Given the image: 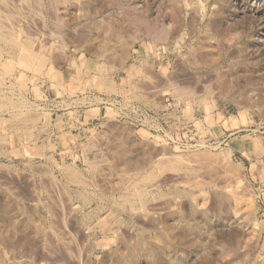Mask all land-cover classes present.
<instances>
[{
	"label": "rangeland",
	"instance_id": "obj_1",
	"mask_svg": "<svg viewBox=\"0 0 264 264\" xmlns=\"http://www.w3.org/2000/svg\"><path fill=\"white\" fill-rule=\"evenodd\" d=\"M127 1H130L128 3L131 6L132 4L134 7L137 6L136 8L142 6L141 0ZM193 1L196 5H202L201 0ZM40 2V0L37 2L36 0H0L1 11L6 10L5 13L9 12V16L12 17L11 26L14 25L10 27L13 28L12 32L16 33L18 42L26 40L28 13L34 14L36 26L41 30ZM51 2L58 11L57 15L66 19V25L61 31L71 33L72 36H77L81 31L89 32L92 22L106 15L114 19L121 28L123 27V35L126 33L130 36L134 30V27L132 25L130 27L125 20L122 11L111 5L108 0H91L92 8L98 6L99 9L96 10H100V16L98 14L97 17L84 15L71 0H51ZM147 3H149L148 12L152 14L150 16L158 15L159 12L163 15L164 10L167 12L170 10L168 12L170 15L164 17L165 19L162 18L166 26L174 25L173 19L176 15L185 18L181 31L183 40L182 43H155L154 41L153 43L150 38L141 37L135 43H128L130 59L128 58L125 62L124 67H120L114 73V69L109 71L110 74L108 73V75L114 74L118 88L126 87V95L130 98L126 106L122 105V100L128 97L119 92L101 91V83L94 77L93 72L94 64L98 62L106 64L114 57L118 58L119 49L123 43H106L108 45L106 47L110 49H103V56L96 54L99 43H50L52 44L51 55L60 52L61 44L67 46L69 53L75 55L74 61H60V64L55 65L56 69L53 72L60 76L57 77L58 81L66 79L65 82L70 84L71 78L77 74L78 79H81L80 84L85 85L89 76L92 77L90 85H85L86 89L69 88L67 90H63L55 78L47 76V69L41 72L32 71L18 63L16 59H21L17 58L18 47L12 46L8 49L4 43H0L1 48L5 47L8 51H12V54L14 53V58L8 53L0 57V68L8 72V75H4L3 81L0 82V97L7 95L6 97L14 100V104L10 107L5 106L8 109H4V113L0 115V228L14 227L18 232L16 236L21 233L20 236L24 237L26 264H264V0H204L203 5L209 6L206 14L207 21L194 23L195 25L189 22L192 10L184 5L183 0H153V2L147 0ZM69 18H72L71 21ZM85 23L89 26L87 27ZM38 28L36 29L39 31ZM37 30H35L36 36L41 40ZM129 36L127 39L131 38ZM210 37H214V40ZM142 41L146 43H141ZM41 45V43H34L32 47L33 51L40 52L38 54L42 57L44 49ZM136 57L137 60L147 62L142 66L144 71L141 70L138 73L134 71L136 74L132 71L136 82L133 80L129 85V82H126L129 73L127 71ZM32 66L36 67L38 63L34 62ZM76 68L81 70L76 71ZM144 72L152 75L149 78ZM147 77L150 82L152 80V84H149ZM161 82L162 87L159 85ZM133 83H137L138 90L131 88ZM180 83L184 86L190 84L193 95L188 94V98L191 95L202 103L191 104L193 102L188 103L187 100L186 102L178 99V90L180 88L183 90L184 87ZM129 88L131 92H138L140 88L141 91L137 93L140 94H136L137 96L134 94V99L133 94L128 91ZM227 89L230 90L227 91ZM66 95L69 98L78 99V103L84 106L86 120L84 119L82 125L70 123L67 128L56 127V122L52 120L55 118V111L52 113L45 111L49 103H55L58 98ZM20 98L24 99L23 103L19 102ZM98 98H101V101ZM154 98L157 101L162 99L163 103L157 104ZM146 100L148 104L145 105L142 102ZM73 101L65 102V104L55 103V105L66 108L65 106L73 104ZM28 104L32 109L26 112V114L32 113V116L29 115L30 119L26 120V115L21 112L19 113L25 116L23 120L8 118V114L12 115V111L26 109ZM19 122L20 126L10 127ZM30 122L34 126H31ZM26 123L30 125L27 126ZM4 134L7 135L4 136ZM232 141H235L236 145H233ZM114 148L117 151L124 150L123 152L127 153L126 157H137L143 162L145 159L144 164L148 162L146 156L149 151L153 153L152 157L157 156L154 159L162 158L167 161L165 162L168 165L167 170L161 171L157 168L156 180L150 182V185L149 182L147 183L150 195L146 205L150 209L145 210L143 206H140L137 197H135V205L138 207L136 211L132 210L131 201L121 204L119 194H123L127 188L135 192L138 187L129 176H122V178L127 177L126 181L121 178L120 164L117 168L112 165L110 160L113 159L111 152ZM202 152L212 154V157L215 154L216 158H213L216 162L212 160V167L209 161L199 157ZM176 156L177 159L179 157L181 160L186 159L185 162L176 161ZM48 157L50 160L53 159L52 163ZM169 160L171 162H168ZM172 160L175 164L177 163L173 166L176 170H169L172 168L169 166V163H173ZM53 162L56 164L53 165ZM207 163L211 169L206 166ZM227 163L233 165L230 172H227L228 175L232 172V179L235 177L234 182L232 181L233 185L237 187L239 193L241 190L244 191L241 192L244 196L239 199L234 198L230 193L231 190H227L228 187L223 185V183L226 185L224 177L227 176L225 172ZM57 164L59 166L72 164L90 184L91 181L97 183L98 187L87 185V188H91V191L104 197L105 206L109 209L99 212L96 205L91 203L82 210L73 196V191L82 185L66 181ZM219 165L221 168L218 167ZM214 170L215 172H212ZM120 179L122 183L113 189L111 184L119 182ZM173 191L175 194L172 193ZM176 191L178 195L180 193V196ZM188 192L192 193L190 197L185 196ZM219 193L224 196H220ZM114 201L117 202L114 203ZM110 207L117 210V213H112ZM83 212L89 214L83 216ZM85 218L89 219V222ZM22 228L26 230H22L24 234L21 231ZM118 238L119 241H117ZM138 240L140 244L144 243L143 246L137 245ZM28 254L31 256L29 257Z\"/></svg>",
	"mask_w": 264,
	"mask_h": 264
},
{
	"label": "bare ground",
	"instance_id": "obj_2",
	"mask_svg": "<svg viewBox=\"0 0 264 264\" xmlns=\"http://www.w3.org/2000/svg\"><path fill=\"white\" fill-rule=\"evenodd\" d=\"M41 2V7L39 8V13H40V16H41V18H42V20H41V23H42V26H41V30H40V28H38L37 26H36V23H35V21H34V17H33V15L34 14H32V13H28V16H27V18H26V24H27V27H28V29L26 28V40H24L23 38V40H21L20 42H18L17 41V38H16V33L14 34V32H12L13 30V28L11 29V27L14 25H12L11 26V24H12V21H11V19H12V17H11V15L9 16V12L8 13H5V11L6 10H4V11H1L2 9L0 8V43H4V46L6 47V48H8V47H12V46H16V47H18V49H19V54H18V57L17 58H21V59H16V60H18V63H20V64H22L23 65V67L24 66H26L27 68H29V69H32V71L33 70H37V71H39V72H41L42 70H44V69H47V76H50V77H53V78H55L54 80L58 83V85L64 90V89H69V88H71V89H83V88H87L85 85L86 84H88V86L90 85L89 83H90V79L92 78V77H90L89 76V79H87V81H85L86 83H85V85H81L80 83H81V79H78V75L76 74L75 75V77L73 78H71V80L69 81V83L70 84H67L66 82H65V80L66 79H63V80H60V81H58V79H57V77H60V76H58L57 74H55L54 72H53V70H55L56 68H55V65L56 64H60V61H70V62H72V61H74V57H75V55H73L72 53H69V51L67 50V46H65L64 44H61L60 45V52H58V54H56V55H54V53L51 55V47H52V44H50V43H72V44H75V43H99V45H97V47H96V54L98 55V56H103V54H102V51H103V49H110V48H108V47H106V45L108 44V43H123V44H127V45H123L122 44V46H121V49H119L120 51H119V55L120 56H118V58L116 57H114V59H111V61L109 60L108 62L109 63H106V64H108L107 66H106V64L104 63V62H98V64H94V67H93V62L91 63V65H92V67L94 68V73H95V78L97 79V81H100V83H101V85H100V87L102 88V90L101 89H98V90H101V91H107V92H119V93H121L122 95L123 94H125L126 95V87H121V88H118L117 86H116V82H115V78H114V72L116 71V70H118L120 67H124V65H125V62L128 60V58H129V55H130V53H129V55H128V46H130V44L131 43H135L136 41H138V40H140V38L142 37V38H150V40H152V42L154 41L155 43H182V34H181V31H182V27H183V25H184V22H185V18L184 17H182V16H180V15H176V16H174V19H173V22H174V25H170L169 24V26H166L165 25V23H164V17H166V16H169L170 15V13H168L170 10L168 9V7H167V9L169 10L168 12L167 11H163V15H161V14H159L158 13V15H153V16H150V15H152V14H150L149 12H148V4L149 3H147V0H141L142 2H140V3H142V6H140L141 8H136L137 6H133V4H132V6H131V4L130 3H128V2H130V1H127V0H108V2L111 4V5H113V6H115V7H117L120 11H122L121 13L124 15V17H125V20H127L128 21V23L130 24V27H131V25L134 27V30H132L133 32L131 33V32H129V33H131L130 34V36H131V38L130 39H127V37L129 36V35H127L126 33H125V35H123L122 34V32H124V31H122L123 30V27L121 28L120 27V25H118L117 24V22L114 20V19H112L109 15H106V16H103L102 18H100V20H95L94 22H92V27H91V30L88 32V30H86V32L87 33H83L84 31H81V33L80 34H78L77 36H72V34L71 33H65V32H63V31H61L62 29H63V27L66 25L65 23V17L62 19L61 17H59L58 15H57V13L56 12H58V11H56V9H55V7H53L52 6V2H51V0H40ZM56 1V0H55ZM72 1V3L74 2V4L77 6V8L78 9H80L82 12H83V14L84 15H89V16H91V17H97L98 16V14H99V16H100V13H99V11L98 10H96V9H99L98 8V6H95V8H92V4H90V3H92L91 2V0H71ZM127 1V2H126ZM152 2H153V0H151ZM155 1V0H154ZM171 1V0H170ZM198 1H200V0H198ZM202 1V3L200 2V4H202V5H196L195 4V1H193V0H183V2H184V5L186 6V7H189V9H191L192 11H191V14H190V21L189 22H193V24L194 23H200V22H202V21H205L206 20V14H207V8L209 7H207L205 4L203 5V1L204 0H201ZM30 2V1H29ZM36 2H37V0H36ZM62 2V1H61ZM106 2V1H105ZM138 2V1H137ZM150 2V1H149ZM34 3V2H33ZM66 3V2H65ZM69 3V2H68ZM140 3H137V4H140ZM205 3V2H204ZM54 4V3H53ZM56 4H57V2H56ZM55 4V5H56ZM136 4V3H135ZM159 4H161V3H159ZM208 4V3H207ZM4 5H6V4H4ZM17 5V4H16ZM29 5H31V3L29 4ZM28 5V6H29ZM39 5V6H40ZM108 6V4H105V6ZM157 5H158V3H157ZM156 5V6H157ZM168 5V4H167ZM167 5H165V6H167ZM1 6V5H0ZM36 6V5H35ZM58 6V5H57ZM73 6V5H72ZM94 6V5H93ZM105 6H103V7H105ZM144 6V7H143ZM32 7V6H31ZM109 7H111L110 5H109ZM215 7V6H214ZM3 8V7H2ZM33 8H34V6H33ZM69 8V7H68ZM72 8V7H71ZM106 8V7H105ZM104 8V9H105ZM108 8V7H107ZM155 8V7H154ZM175 8V7H174ZM258 8V7H257ZM66 9H67V7H66ZM102 9V8H101ZM117 9V10H118ZM165 9V8H164ZM166 9V10H167ZM176 9V8H175ZM180 9V8H179ZM33 10V9H32ZM32 10H30V11H32ZM71 10H73V9H71ZM157 10H159V9H157ZM178 10V9H177ZM215 10V9H214ZM150 11V10H149ZM208 11H209V9H208ZM162 12V11H161ZM184 12V11H183ZM36 13V12H35ZM65 13V12H64ZM11 14V13H10ZM109 14V13H108ZM113 14V13H112ZM210 14V13H209ZM213 14H214V12H213ZM39 15V14H38ZM68 16H69V14H67ZM71 15V14H70ZM114 15V14H113ZM188 15H189V12H188ZM13 16V15H12ZM60 16H62V15H60ZM64 16V15H63ZM161 16V17H160ZM163 16V17H162ZM14 17V16H13ZM84 17V16H83ZM87 17V16H86ZM90 17V18H91ZM119 17H120V15H119ZM16 18V17H15ZM14 18V19H15ZM89 18V19H90ZM117 18V17H116ZM162 18H164L163 20H162ZM70 19V18H69ZM72 19V18H71ZM71 19H70V21H71ZM94 19V18H93ZM96 19V18H95ZM172 19V18H171ZM209 19V18H208ZM167 20V19H166ZM39 21V20H38ZM170 22H171V20H169ZM207 21V20H206ZM78 22V21H77ZM83 23V22H82ZM90 23V22H89ZM88 23V24H89ZM188 23V22H187ZM207 23V22H206ZM212 23V22H211ZM86 24V23H85ZM213 24H215V22L213 23ZM18 25V24H17ZM87 25V24H86ZM195 25V24H194ZM11 26V27H10ZM36 26V27H35ZM89 25H87V27H88ZM207 26V25H206ZM15 27V26H14ZM191 27H192V25H191ZM7 28H10V30H7ZM36 28H38L39 29V31L36 29ZM187 28H188V26H187ZM215 28V27H214ZM125 29V28H124ZM32 32H31V31ZM35 30H37V32L38 33H40V35H41V40H39L38 39V37L36 36V31ZM74 30V29H73ZM192 30V29H191ZM6 31V32H5ZM7 31H9V32H7ZM21 31V30H20ZM34 31V32H33ZM193 31V30H192ZM16 32V31H15ZM127 32V33H128ZM190 32V31H189ZM211 32V31H210ZM128 33V34H129ZM73 34H75V33H73ZM195 34V33H194ZM210 34V33H209ZM190 35V34H189ZM192 35V34H191ZM129 36V37H130ZM201 36V35H200ZM144 38V39H145ZM184 38H186L185 36H184ZM197 38H199V37H197ZM203 38V37H202ZM211 38V37H210ZM214 38V37H213ZM213 38H211L212 40H214ZM91 39V41H89ZM20 40V39H19ZM141 40H143V39H141ZM185 40V39H184ZM187 40V39H186ZM200 41V40H199ZM208 41H210V40H208ZM153 42V43H154ZM202 42V41H201ZM34 43H41L42 45H41V47H42V49H44V55L41 57L38 53H40V52H38V53H36L35 51H33V45H34ZM44 43V44H43ZM107 43V44H106ZM128 43H130L129 45H128ZM141 43H146L145 41H142ZM183 43H185V41L183 42ZM196 43V42H195ZM202 43H205V42H202ZM16 44V45H15ZM189 44V43H188ZM56 45V44H55ZM67 45V44H66ZM77 45V44H76ZM118 45V44H117ZM121 45V44H120ZM144 45V44H143ZM3 46V47H4ZM72 46V45H71ZM75 46V45H74ZM108 46V45H107ZM115 46V45H114ZM123 46H125L124 48H123ZM133 46V45H132ZM1 47H2V45H1ZM0 47V57H2L3 56V54L5 53V55H6V53H8V55L10 54L13 58H14V53L12 54V51H8V49H5V47L4 48H1ZM116 47V49H118L117 48V46H115ZM197 47V46H196ZM75 48H77V47H75ZM120 48V47H119ZM122 48L124 49V50H122ZM221 48V47H220ZM223 48V47H222ZM17 49V50H18ZM114 49V48H113ZM216 49H217V47H216ZM224 49V48H223ZM76 50H78V48L76 49ZM76 50H74V51H76ZM221 51V50H220ZM71 52V51H70ZM112 52V51H111ZM224 52V51H223ZM17 53H18V51H17ZM55 53H57L56 51H55ZM73 53H76V52H73ZM185 53V52H184ZM218 53V52H217ZM89 54V53H88ZM114 54V53H113ZM150 54V53H149ZM187 54H189V53H187ZM193 54V53H192ZM7 55V56H8ZM9 55V56H10ZM87 56V55H86ZM188 56V55H187ZM217 56V55H216ZM97 57V56H96ZM146 57V56H145ZM218 57V56H217ZM106 59V58H105ZM130 59V58H129ZM187 59V58H186ZM1 60V59H0ZM147 60V59H146ZM156 60V59H155ZM188 60V59H187ZM105 61V60H104ZM190 61V60H189ZM34 62H36V63H38V66H36V67H33L32 66V64L34 63ZM78 62V61H77ZM147 61H140V60H137V57L135 58V59H133L132 60V62L130 63V66L128 67V71L127 72H129L128 73V76H127V78H126V82L128 83L129 82V85L133 82V80H134V76L135 75H133L132 74V71L134 72V71H136V73H138V72H140L141 70H143L144 69V67L142 68V66H144L145 65V63H146ZM196 62V61H195ZM170 63V62H169ZM192 63H194V62H192ZM62 64V63H61ZM65 64V63H64ZM75 64V63H74ZM110 64V65H109ZM173 65V64H172ZM178 65V64H177ZM194 65H197V64H195L194 63ZM61 66V65H60ZM127 66V65H126ZM58 67H59V65H58ZM150 68V67H149ZM152 68V67H151ZM155 68V67H154ZM175 68V67H174ZM1 69V68H0ZM73 69V68H72ZM114 69V70H113ZM125 69H126V67H125ZM145 69H147V67H145ZM153 69V68H152ZM76 71H79V70H81L80 68H76L75 69ZM111 70H113V73L111 74V75H108V73H109V71H111ZM177 70V69H176ZM28 71V70H27ZM144 71V70H143ZM146 71V70H145ZM172 71V70H171ZM178 71H180L181 72V70H178ZM225 71V70H224ZM229 71H230V69H229ZM57 72V71H56ZM59 72V71H58ZM73 72V71H72ZM123 72V71H122ZM149 72V71H148ZM148 72H144V73H146V74H148ZM153 72V71H152ZM135 73V72H134ZM135 73V74H136ZM171 73V72H170ZM175 73H177V71L175 72ZM179 73V72H178ZM183 73H185V72H183ZM216 73V72H215ZM8 75V72H6L3 68L0 70V82H2L3 81V77H4V75ZM88 74V73H87ZM110 74V73H109ZM116 74V73H115ZM145 74V75H146ZM166 74V73H165ZM218 75H219V73H217ZM224 74V73H223ZM73 75V74H72ZM152 75V74H151ZM150 74H148V77L150 78V76H151ZM156 75V74H155ZM159 75V74H158ZM167 75V74H166ZM217 75V76H218ZM220 75H222V74H220ZM219 75V76H220ZM231 75V74H230ZM235 75V74H234ZM81 76V75H80ZM80 76H79V78H80ZM159 76H161V74L159 75ZM158 76V77H159ZM168 76V75H167ZM170 76H171V74H170ZM183 76V75H182ZM185 76V75H184ZM188 76V75H187ZM223 76V75H222ZM232 76H233V74H232ZM9 77V76H8ZM7 77V78H8ZM88 77V76H87ZM118 77V76H117ZM147 77V78H148ZM169 77V76H168ZM180 77V76H179ZM189 77V76H188ZM228 77V76H227ZM231 77V76H230ZM143 78V77H142ZM148 78V79H149ZM155 79H156V77H154ZM153 78V79H154ZM165 78V77H164ZM175 78V77H174ZM181 78V77H180ZM222 78V77H221ZM99 79V80H98ZM170 79H172L171 77H170ZM177 79H178V76H177ZM182 79V78H181ZM44 80V79H43ZM120 80V79H119ZM176 80V79H175ZM174 80V81H175ZM186 80V79H185ZM184 80V81H185ZM228 80V79H227ZM227 80H226V82H227ZM124 81V80H123ZM135 81V80H134ZM138 81V80H137ZM144 81V80H143ZM156 81V80H155ZM172 81H173V79H172ZM176 81H178V80H176ZM179 81H180V79H179ZM220 81V80H219ZM222 81H224V80H222ZM24 82V81H23ZM55 82V83H56ZM65 82V83H64ZM136 82V81H135ZM149 82H150V79H149ZM151 82H152V80H151ZM149 83V84H152V83ZM169 82V81H168ZM51 83V82H50ZM147 83V82H146ZM156 83V82H155ZM155 83H153V84H155ZM170 83H171V81H170ZM190 83V82H189ZM188 83V84H189ZM218 83V82H217ZM225 83V82H224ZM54 84V83H53ZM93 84V83H92ZM120 84V83H119ZM124 84H125V81H124ZM134 84V85H133ZM132 84V87L131 88H134V90H136L137 89V83L135 84V83H133ZM148 84V83H147ZM178 84V83H177ZM181 85H182V83H180ZM184 84H186V83H184ZM226 84H228V83H226ZM225 84V85H226ZM129 85H127V86H129ZM160 86L162 85V82H161V84H159ZM219 85V84H218ZM221 85V84H220ZM219 85V86H220ZM223 85V84H222ZM53 86H55V85H53ZM134 86V87H133ZM147 86V85H146ZM168 86V85H167ZM173 86V85H172ZM182 86H184V85H182ZM218 86V87H219ZM224 86V85H223ZM57 87V86H56ZM149 87V86H148ZM162 87V86H161ZM170 87V86H169ZM174 87H178V86H174ZM210 87V86H209ZM226 87V86H225ZM228 87V86H227ZM230 87V86H229ZM228 87V88H229ZM9 88V87H8ZM52 88V87H51ZM90 88V87H89ZM92 88V87H91ZM97 88V87H96ZM141 88V87H140ZM139 88V91H141V89ZM155 88V87H154ZM164 88V87H163ZM168 88V87H167ZM207 88H208V86H207ZM10 89H12V88H10ZM54 89H56L55 87H54ZM53 89V90H54ZM58 89V88H57ZM56 89V90H57ZM144 89V88H143ZM148 89H150V88H148ZM176 89H178V88H176ZM192 89V87L190 86V84H189V86H184L183 87V90H181V88L178 90V99L180 98V100L181 99H183V100H187L188 101V103H190V102H193V103H191V104H195V103H202V101L201 100H196V99H194V98H192L191 97V95H190V97H191V99H190V97L188 98V94H192L193 93V91L191 90ZM210 89V88H209ZM211 89H212V87H211ZM215 89H217V88H215ZM60 90V89H59ZM89 90V89H88ZM131 89L129 88L128 89V91H130ZM138 90V89H137ZM151 90H153V89H151ZM157 90V89H156ZM174 90H175V88H174ZM208 90V89H207ZM223 90V89H222ZM226 90V89H225ZM224 90V91H225ZM230 90V89H229ZM228 89H227V91H229ZM62 91V90H61ZM82 91V90H81ZM138 91V92H139ZM155 91V90H154ZM173 91V90H172ZM0 92H1V90H0ZM131 92V91H130ZM134 91H132L130 94H133L132 96H133V98L135 99V95L138 93V92H134ZM151 92V91H150ZM159 92V91H158ZM218 92V91H217ZM226 92V91H225ZM224 92V93H225ZM75 93H76V91H75ZM143 92H141V94H142ZM147 93V92H146ZM145 93V94H146ZM213 93V92H212ZM228 93V92H227ZM2 95H4L3 93H1ZM115 94V93H114ZM135 94V95H134ZM140 94V93H139ZM139 94H137V95H139ZM147 94H149V93H147ZM147 94H146V96H147ZM151 94V93H150ZM159 94V93H158ZM19 95V94H18ZM88 95V94H87ZM92 95V94H91ZM118 95V94H117ZM117 95H115V96H117ZM124 95V96H125ZM136 95V96H137ZM167 95V94H166ZM193 95V94H192ZM7 96V95H6ZM6 96H1L0 97V115L2 114V113H4V109L6 110V109H8V108H5V106L7 107V106H12L13 104H14V100H11L10 98H8V97H6ZM94 96V95H93ZM130 96V95H129ZM142 96H143V94H142ZM142 96H141V98H142ZM145 96V97H146ZM149 96V95H148ZM156 96V95H155ZM161 96V95H160ZM159 96V97H160ZM185 96H187L186 98H184ZM72 97V96H71ZM126 97H128V95H126ZM140 97V96H139ZM144 97V98H145ZM177 97V96H176ZM23 98V97H22ZM22 98H20L21 100H19V102L20 101H22V100H24V99H22ZM76 98V97H75ZM132 97H131V99H133ZM150 98H151V96H150ZM161 98V97H160ZM99 99V101H101L100 99L101 98H98ZM98 99H96V100H98ZM108 99H110V98H108ZM123 99H125L124 97H123ZM128 99H130L129 97L127 98V99H125V100H122V105H125L126 106V103L128 102L129 103V101H128ZM155 99V98H154ZM103 100V99H102ZM136 100H138L137 98H136ZM144 100V99H143ZM159 100V99H158ZM162 100V99H161ZM157 101L156 99H155V101L157 102V104H162L163 102L162 101ZM177 100V99H176ZM106 101V100H105ZM116 101H118V100H116ZM153 100H151V102H152ZM154 101V103H156ZM186 101V102H187ZM24 101H22L21 103H23ZM26 102V101H25ZM72 102V101H71ZM94 102H95V100H94ZM104 102V101H103ZM102 102V103H103ZM109 102V101H108ZM114 102H115V100H114ZM137 103L138 102H140V101H136ZM184 102V101H183ZM195 102V103H194ZM62 103H65V102H62ZM68 103V102H67ZM66 103V104H67ZM70 103V102H69ZM73 103H75L74 101H73ZM82 103V102H81ZM91 103V102H90ZM89 103V104H90ZM93 103V102H92ZM109 103H111L112 104V102H109ZM143 104L145 103V105L146 104H148L147 103V100L146 101H144V102H142ZM142 103H139V104H142ZM20 104V103H19ZM25 104V103H24ZM135 104V103H134ZM151 104V103H150ZM153 104V103H152ZM168 104H170V103H168ZM29 105V104H28ZM93 105V104H92ZM96 105V104H95ZM102 105V104H101ZM106 105H108V104H106ZM129 105V104H128ZM155 105V104H154ZM153 105V106H154ZM27 106V105H26ZM68 106H70L69 104H68ZM150 105H148V107H149ZM66 107V106H65ZM73 107V106H72ZM112 107H114V106H112ZM132 107V106H131ZM159 107V106H158ZM27 108L28 109H30L31 108V106L29 105V106H27ZM167 108V107H166ZM14 109V108H13ZM149 109V108H148ZM163 109V108H162ZM74 110V109H73ZM138 110H139V108H138ZM154 110H155V108H154ZM173 110V109H172ZM10 111V110H9ZM17 111V110H16ZM20 111V110H19ZM7 112V111H6ZM13 112V111H12ZM15 114H16V112H15ZM14 114V117L16 116L17 118H20L19 116V114H21V113H19L18 115H15ZM32 114V113H31ZM36 115V114H35ZM48 117V116H47ZM174 117V116H173ZM12 118V117H11ZM22 118V117H21ZM56 118V117H55ZM26 119H30V116H29V114L28 115H26ZM35 119H37V118H35ZM13 120V119H12ZM38 120V119H37ZM14 123H16V122H14ZM32 122H30V124H31ZM19 124V123H18ZM21 124V123H20ZM24 124H25V122H24ZM29 124V123H28ZM28 124L26 123V125L28 126ZM29 124V125H30ZM33 124V123H32ZM31 124V126H34V125H32ZM16 125V124H15ZM23 125V124H22ZM25 125V126H26ZM30 126V127H31ZM13 127V126H12ZM42 127V126H41ZM25 128V127H24ZM27 129V128H26ZM199 130V129H198ZM32 131V130H31ZM27 132H28V130H27ZM30 132V131H29ZM19 134V133H18ZM29 134V133H28ZM31 134V133H30ZM169 134V133H168ZM5 135H7V134H4V136ZM21 135V134H20ZM120 135V134H119ZM1 136H2V134H1ZM3 136V137H4ZM2 137V138H3ZM19 139H20V137H19ZM120 139V138H119ZM22 141V140H21ZM47 141V140H46ZM115 141V140H114ZM120 141V140H119ZM118 141V142H119ZM95 142V141H94ZM42 143V142H41ZM41 143H39L40 145H41ZM88 143V142H87ZM86 143V144H87ZM233 145H236V142L235 141H232L231 142ZM39 144H37V146L39 145ZM49 144V143H48ZM85 144V145H86ZM115 144V143H114ZM120 144V143H119ZM121 144H123L122 142H121ZM202 144V143H201ZM117 145H118V143H117ZM35 146V145H34ZM50 146H51V144H50ZM204 146V145H203ZM36 147V146H35ZM55 147V146H54ZM83 147V146H82ZM120 147V146H119ZM44 148V147H43ZM52 148V147H51ZM116 148H114V150H115ZM126 149V148H125ZM145 149V148H144ZM163 149V148H162ZM228 149V148H227ZM2 150V149H1ZM112 150V149H111ZM112 150L113 152H111L112 153V158L113 159H111L110 160V158H109V160L110 161H112V165H114L115 166V168H117L118 166H119V164H120V166H121V178H122V176H124V175H126L127 177L129 176L130 177V179H131V181L135 184V186L136 187H138V189L137 190H135V192H133L132 190H130V189H128L127 188V190L126 191H124V193L123 194H119V195H121V198H120V200H122V202H121V204L122 203H125V202H128V201H131V204L130 205H132V210H137L138 209V207H136V203H135V197H137V199H138V201H139V203H140V206H143L144 207V209L146 210V209H148L149 207L146 205L147 204V201L149 202V198H148V196L150 195V192L148 191V187H147V183L149 182V185H150V182H153V181H155L156 180V178H157V175H156V173H155V170L158 168V169H160L161 171L162 170H167V166L168 165H166L165 164V162L167 163V161L166 160H162V158H161V160H156V159H154V158H156V157H152V154L150 153V151H149V153L151 154H149L147 151H146V153H148L147 154V159H148V162L146 163V164H144V162H145V159H144V162L142 161V160H138V158L136 157V158H134V157H126V154L127 153H125V152H123V151H117V150ZM119 150V149H118ZM121 150H122V148H121ZM230 150V149H229ZM127 151V150H126ZM208 151V150H207ZM2 152V151H1ZM165 152V151H164ZM3 153H4V150H3ZM2 153V154H3ZM145 153V154H146ZM212 153H214V152H212ZM5 154V153H4ZM159 154V153H158ZM161 154V153H160ZM173 155V154H172ZM189 155V154H188ZM193 155V154H192ZM200 155V156H199ZM198 156L199 157H202L203 159H204V161L205 160H207V161H209L210 162V166L212 167V160H214V158L213 157H215L216 158V156H215V154H214V156L212 157L210 154H208V153H206V152H202V153H200ZM106 156V155H105ZM145 156V155H144ZM165 156H166V154H165ZM168 156V155H167ZM174 156V155H173ZM173 156H171V157H173ZM181 156V155H180ZM181 157H183V156H181ZM217 157H219V156H217ZM56 158V157H55ZM140 158V157H139ZM163 158H165V157H163ZM176 159H177V156L175 157ZM174 158V159H175ZM180 158V157H179ZM177 159L176 161H179L180 160V162L181 161H184L185 162V160L186 159H184V160H181V158L180 159ZM190 158V157H189ZM202 158H201V160H202ZM104 159H105V157H104ZM122 159V160H121ZM168 159H170L169 157H168ZM167 159V160H168ZM197 159H199V158H197ZM220 159V158H219ZM222 159V158H221ZM48 160H50L49 159V157H48ZM53 160V159H52ZM52 160H50L49 162L50 163H52ZM195 160V159H194ZM200 160V159H199ZM211 160V161H210ZM226 160V159H225ZM115 161V162H114ZM122 161V162H121ZM173 161V160H172ZM189 161V160H188ZM203 161V162H204ZM103 162V161H102ZM168 162H171L170 160L168 161ZM183 162V163H184ZM191 162V161H190ZM208 162V163H209ZM214 162H216L215 160H214ZM213 162V163H214ZM225 162H227V160L225 161ZM24 163V162H23ZM96 163V162H95ZM179 163V162H178ZM193 163V162H192ZM200 163V162H199ZM206 163V162H205ZM207 163V164H208ZM56 163L55 162H53V165H55ZM89 164V163H88ZM92 164H94L93 162H92ZM108 164V163H107ZM177 164V163H176ZM175 163H174V161H173V163H169V166H171L172 168H170L169 170H176V167H173L174 165H176ZM191 164V163H190ZM204 164V163H203ZM216 164V163H215ZM214 164V165H215ZM5 165V164H4ZM58 165V164H57ZM56 165V166H57ZM95 165V164H94ZM110 165V164H109ZM182 165V164H181ZM185 165V164H184ZM188 165V164H187ZM197 165V164H196ZM218 165V164H217ZM55 166V167H56ZM59 166V165H58ZM58 166H57V168H58ZM190 166V165H189ZM205 166V165H204ZM206 166H209V164L208 165H206ZM210 166H209V168H210ZM233 166V165H232ZM231 166V164H229V163H227V169H225V172H226V174H227V178L226 177H224V179L226 180V185L223 183V185L226 187H228L227 188V190H231V195L235 198H240V197H243L244 195H242V193L244 192V191H242L241 190V192L239 193L238 191V189H237V187L236 186H234L233 185V182H234V178L235 177H233V179H232V172L228 175V173L230 172L229 170H230V168L232 167ZM92 167H93V165H92ZM180 167V166H179ZM194 167H196V166H194ZM213 167H215V166H213ZM219 168H221L220 167V165L218 166ZM59 168L61 169V175L62 176H64V178L66 179V181L68 180V182H72V183H75V185L76 184H78V185H82L81 187H79V188H77V189H75L74 191H73V196L75 197V199L78 201V205H80V207H81V209L82 210H85V208H87L88 206H90L91 205V203H94L95 205H96V208H98L100 211L99 212H102V211H104L105 209H109L108 208V206H105V203H104V197H102L100 194L98 195V193H95V191H91L90 189H88L87 188V185H93V186H97L98 187V185H97V183H95V182H92L91 181V179L89 180V181H91V184L87 181V180H85L86 178H83V176L81 175V173L79 172V170H78V168L77 167H75L74 165H72V164H64L63 166H59ZM148 168H150V170L148 171ZM183 168V167H182ZM203 168H205V167H203ZM223 168V167H222ZM239 168V167H238ZM184 169V168H183ZM211 169V168H210ZM224 169V168H223ZM85 170V169H84ZM91 170V169H90ZM186 170H188V169H186ZM192 170V169H191ZM190 170V171H191ZM196 170V169H195ZM226 170H228V171H226ZM94 171V170H93ZM182 171V170H181ZM185 171V170H184ZM44 172V171H43ZM83 172V171H82ZM174 172V171H173ZM211 172V171H210ZM212 172H215V170L214 171H212ZM228 172V173H227ZM162 173V172H161ZM218 173V172H217ZM224 173V172H223ZM84 174H86V173H84ZM83 174V175H84ZM117 174V173H116ZM202 174V173H201ZM207 174V173H206ZM89 175V174H88ZM92 175V174H91ZM162 175V174H161ZM210 175V174H209ZM231 175V176H230ZM125 176V178H122V179H125L124 181H126V177ZM217 176V175H216ZM220 176H221V174H220ZM161 177V176H160ZM221 178V177H220ZM118 179V178H117ZM122 179H120V181L119 182H113V184H111V185H113V189H115L116 188V186H118V185H120L119 183H122L121 181H122ZM129 179V180H130ZM161 179V178H160ZM190 179H192V178H190ZM189 179V180H190ZM199 179V178H198ZM218 179H219V176H218ZM128 180V181H129ZM185 180H187V179H185ZM195 180V179H194ZM212 180H214V179H212ZM224 180V181H225ZM85 181H87L86 183H85ZM97 181V180H96ZM124 181H123V183H124ZM127 181V182H128ZM164 181V180H163ZM207 181V180H206ZM205 181V182H206ZM220 181V180H219ZM233 181V182H232ZM131 182V183H132ZM188 182H190V181H188ZM42 183V182H41ZM128 183H130V182H128ZM132 183V185H134ZM156 183V182H155ZM154 183V184H155ZM211 184H212V182H210ZM215 183V182H214ZM46 184V183H45ZM127 184V183H126ZM125 184V185H126ZM159 184H161V183H159ZM158 184V185H159ZM216 184V183H215ZM85 185H86V187H85ZM102 185V184H101ZM146 187H145V186ZM157 185V186H158ZM122 186H124V185H122ZM121 186V187H122ZM154 186H156V184L154 185ZM153 186V187H154ZM216 186V185H215ZM223 186V187H224ZM234 186V187H233ZM99 187H100V185H99ZM126 187V186H125ZM130 187H131V185H130ZM229 187H232L231 189H229ZM236 187V188H235ZM244 187V186H243ZM242 187V188H243ZM47 188V187H46ZM60 188V187H59ZM101 188H103V187H101ZM120 188V187H119ZM124 188V187H123ZM219 188V187H218ZM109 189V188H108ZM126 189V188H125ZM240 189V188H239ZM72 190V189H71ZM99 190L101 191V189L99 188ZM103 190V189H102ZM116 190H118V189H116ZM58 191V190H57ZM63 191V190H62ZM222 191V190H221ZM225 191H226V189H225ZM102 192H104V191H102ZM118 192H120V191H118ZM123 192V191H122ZM177 192V195H178V191H176ZM182 192V191H181ZM183 192H185V190L183 191ZM187 192V191H186ZM219 192V191H218ZM172 193H174L175 194V191H173ZM191 193V192H190ZM216 193V192H215ZM223 193V192H222ZM222 193H221V195H222ZM104 194V193H103ZM182 194V193H181ZM192 194V193H191ZM191 194H189V192H188V194L186 193V195L185 196H189V195H191ZM217 194V193H216ZM119 195H118V197H119ZM219 195H220V193H219ZM220 195V196H221ZM226 195V194H225ZM240 195V196H239ZM167 196V195H166ZM178 196H180V193H179V195ZM182 196V195H181ZM222 196H224V195H222ZM110 197V196H109ZM113 197V196H112ZM190 197V196H189ZM209 197V196H208ZM115 198L117 199V197L115 196ZM161 198V197H160ZM162 198H164L163 196H162ZM188 198V197H187ZM211 198V197H210ZM210 198H208V199H210ZM230 198V197H229ZM114 199V198H113ZM157 199H158V197H157ZM189 199V198H188ZM217 199V198H216ZM225 199V198H224ZM231 199V198H230ZM61 200V199H60ZM109 200H110V198H109ZM112 200V199H111ZM119 200V199H118ZM213 200V199H212ZM214 200H215V197H214ZM213 200V201H214ZM236 200V199H235ZM76 201V202H77ZM166 201H167V199H166ZM216 201V200H215ZM219 201H221V200H219ZM222 201H224L223 199H222ZM57 202V201H56ZM112 202V201H111ZM115 202H117V201H114V203ZM120 202V201H119ZM155 202V201H154ZM156 203V202H155ZM57 204V203H56ZM118 204V203H117ZM215 204H217V202L215 203ZM152 205V204H151ZM238 205V204H237ZM251 205V207H252V204H250ZM49 206V205H48ZM113 207H114V205H112ZM120 206V205H119ZM128 206V205H127ZM146 206V207H145ZM149 206H150V204H149ZM158 206V205H157ZM113 207H110V210H111V212L112 213H114V212H116L117 210H115ZM238 207V206H237ZM119 208V207H118ZM154 208H155V205H154ZM150 209V208H149ZM152 209V208H151ZM1 210V209H0ZM65 210V209H64ZM143 210V209H142ZM157 210V209H156ZM240 210V209H239ZM47 211V210H46ZM149 211V210H148ZM147 211V212H148ZM237 211V210H236ZM1 212V211H0ZM93 212H96V211H94L93 210ZM119 212V211H118ZM127 212V211H126ZM131 212V211H130ZM132 212H134V211H132ZM158 212V211H157ZM49 213V212H48ZM117 213V212H116ZM149 213V212H148ZM55 214V213H54ZM85 214V215H84ZM89 214V213H88ZM87 213H85V212H83V216H87L88 215ZM133 214V213H132ZM188 214V213H187ZM51 215V214H50ZM149 215V214H148ZM54 216V215H53ZM116 216V215H115ZM189 216V215H188ZM246 216V215H245ZM95 217V216H94ZM98 217V216H97ZM153 217V216H152ZM251 217V216H250ZM254 217V216H253ZM252 217V218H253ZM55 218V217H54ZM88 218V217H87ZM87 218H85L86 219V221H88L89 219H87ZM96 219V218H95ZM94 219V220H95ZM254 220L256 219L255 217L253 218ZM91 220V219H90ZM136 220V219H135ZM238 220V219H237ZM56 221V220H55ZM92 221V220H91ZM14 222V221H13ZM12 222V223H13ZM89 222V221H88ZM87 222V223H88ZM235 222V221H234ZM50 223V222H49ZM15 226H16V224H15V222L13 223ZM53 224V223H52ZM52 224H50V225H52ZM2 225H4V224H2ZM1 225V226H2ZM9 225V224H8ZM13 225V226H14ZM134 225V224H133ZM241 225V224H240ZM25 226V225H24ZM100 226V225H99ZM237 226V225H236ZM9 227V226H8ZM39 227V226H38ZM52 227V226H51ZM26 228V227H25ZM60 228V227H59ZM24 228H22L21 229V231L23 230ZM58 229V228H57ZM20 230V229H19ZM40 230V229H39ZM39 230H37V231H39ZM144 230V229H143ZM24 231H26L25 229H24ZM23 232V231H22ZM16 233H18L17 232V230L13 227H10V228H7V227H3L2 226V228H0V254H1V256H3V260L1 261V259H0V264H26V243H25V241H24V237H22V236H20L21 235V233H20V235L18 236H16ZM37 233H39V232H37ZM64 233V232H63ZM117 233V232H116ZM23 234H24V232H23ZM118 234V233H117ZM138 234V233H137ZM141 234H142V232H141ZM123 236H124V234H123ZM149 236V235H148ZM95 237V236H94ZM142 238V237H141ZM137 239V238H136ZM29 240V239H28ZM128 240H129V237H128ZM117 241H119V238H118V240ZM134 241V240H133ZM139 241V244H137V245H142L143 246V244H140V240H138ZM29 242V241H28ZM125 242V241H124ZM49 243V242H48ZM129 243V242H128ZM131 243V242H130ZM142 243V242H141ZM31 244V243H30ZM121 244H122V242H121ZM132 244V243H131ZM133 244H135V243H133ZM147 244V243H146ZM128 245H130V244H128ZM43 246H45V245H43ZM28 247H31V246H28ZM81 247V246H80ZM123 247H125V245L123 246ZM133 247V246H132ZM141 247V246H140ZM16 249V250H15ZM124 249V248H123ZM146 249V248H145ZM154 249V248H153ZM45 250V249H44ZM16 251V252H15ZM29 251V250H28ZM33 251V250H32ZM56 251V250H55ZM65 251V250H64ZM68 251V250H67ZM94 251V250H93ZM122 251V250H121ZM147 251H148V249H147ZM154 251V250H153ZM133 252V251H132ZM15 253V254H14ZM17 253V254H16ZM50 253V252H49ZM123 253H125V251L123 252ZM139 253V252H138ZM30 254V253H29ZM28 254V255H29ZM45 254V253H44ZM53 255V254H52ZM123 255V254H122ZM31 255H29V257H30ZM52 257V256H51ZM29 259H31V258H29ZM79 259V258H78ZM62 260V259H61ZM134 262V261H133Z\"/></svg>",
	"mask_w": 264,
	"mask_h": 264
},
{
	"label": "crops",
	"instance_id": "obj_3",
	"mask_svg": "<svg viewBox=\"0 0 264 264\" xmlns=\"http://www.w3.org/2000/svg\"><path fill=\"white\" fill-rule=\"evenodd\" d=\"M66 71L68 72L69 69L67 68ZM46 87L48 88L47 84H46ZM72 100L76 101V103H73L70 106H66V108H64L63 106L62 107H58V106L55 105V103H57V104H59V103L65 104V103H62V102H70ZM52 103H49V106L45 107V111L48 112V113H52L53 111H55V117L56 118H54L52 120L56 122V127L58 126L60 128H67L68 125L70 126V123L75 124V125L78 126V124L82 125L84 123V119L86 120V117H85L86 110L84 109V106H82V105H80L78 103V99H73V97L69 98L66 95L64 97L58 98V100L55 103H53V104ZM30 110L32 111L31 108L28 109L26 107V109H22L20 111L18 110V112H16V114H15V111H14V112H12V115L8 114V118L12 117V119H15V120H23L24 117H25L24 115H28L29 114V115L32 116V114H30V113L26 114V112H28ZM19 112L23 113L24 115L19 114ZM14 114L15 115L19 114L20 118H17L16 116L14 117ZM26 120H28V119H26ZM12 126H20V122H19V124H16V125L14 124ZM12 126H10V127H12Z\"/></svg>",
	"mask_w": 264,
	"mask_h": 264
}]
</instances>
